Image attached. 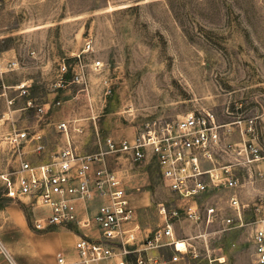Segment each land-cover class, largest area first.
I'll list each match as a JSON object with an SVG mask.
<instances>
[{
  "label": "rangeland",
  "instance_id": "obj_1",
  "mask_svg": "<svg viewBox=\"0 0 264 264\" xmlns=\"http://www.w3.org/2000/svg\"><path fill=\"white\" fill-rule=\"evenodd\" d=\"M87 40L91 48L84 51ZM0 49V170L15 165L5 136L34 121V108L19 110L34 96L52 101L54 116L69 119L71 129L78 123L87 130L82 137L83 131L75 130L81 153H100L109 135L131 140L154 123H171L190 111L212 112L229 128L225 143L264 139V0H0ZM11 59L17 64L9 68ZM72 69L83 76L67 84ZM24 81L29 86L20 95ZM229 153L216 160L235 161V152ZM104 162L137 201L139 236L153 232L163 223L158 205L177 203L156 161L136 164L107 153ZM232 172L236 188L217 190L207 203L219 209V217L233 218V227L223 230L219 217L198 225L172 219L175 237L189 243L196 256L185 253L168 262L173 251L166 249L165 264H257L253 231L255 220L264 221V159ZM5 190L0 180V201ZM232 192L243 205L241 224L228 206ZM17 203L31 231L47 232L34 230L33 211ZM2 246L0 264H17L16 251ZM23 262L30 264L25 256Z\"/></svg>",
  "mask_w": 264,
  "mask_h": 264
},
{
  "label": "built area",
  "instance_id": "obj_2",
  "mask_svg": "<svg viewBox=\"0 0 264 264\" xmlns=\"http://www.w3.org/2000/svg\"><path fill=\"white\" fill-rule=\"evenodd\" d=\"M90 48L87 40L83 50ZM99 64L96 61L94 66ZM15 65V61L7 63L9 68ZM60 68L64 70L65 66ZM81 75H76L75 79ZM19 89L21 94L26 93L24 85ZM26 105L34 108L38 119L44 117L46 110L43 105H35L31 99L26 101ZM69 123L62 121L57 128L68 134ZM247 123L251 126L252 120ZM225 126L218 124L210 111H190L171 123H154L153 127L139 131L131 140L117 142L108 137L105 139L106 149L100 153L78 155L68 144L48 163L39 165H32L25 159L23 148L29 144L32 151L41 152L44 149L42 134L39 131L28 132L26 128L13 129L5 140L15 165L10 170H0V180L6 187V196L26 204L33 211H40L33 218L34 230L78 229L74 243L77 259L69 263L63 253L57 252L55 264H126L125 258L130 251L136 253V264H159L155 257H145L142 253L164 245L172 246L169 262H175L185 253L193 257L196 254L193 249H188L189 243L175 237L171 220L184 218L197 225L212 223L219 217V209L214 204H206L202 213L197 198L208 191L234 190L238 179L233 175V167L264 159V139L261 143L242 142L236 146L224 143L223 134L229 132L222 129ZM72 128L79 130L78 127ZM231 150L236 154L235 161L216 164L221 152ZM107 153L124 155L136 164L145 162L147 158L154 159L164 185L177 198L174 207L158 205L163 223L144 237L139 236L135 209L121 177L103 164ZM204 162L211 163V166L204 167ZM93 201L97 203L96 207L88 213L83 205ZM227 202L241 224L243 205L237 195L234 192L229 194ZM79 205L83 210L82 216L78 214ZM219 218L224 225L223 230L233 227V218ZM263 222L259 220L253 231L257 264H264ZM93 231L98 233L97 238L91 237ZM178 242H182L183 247H178ZM129 246L133 248L129 249Z\"/></svg>",
  "mask_w": 264,
  "mask_h": 264
},
{
  "label": "crops",
  "instance_id": "obj_3",
  "mask_svg": "<svg viewBox=\"0 0 264 264\" xmlns=\"http://www.w3.org/2000/svg\"><path fill=\"white\" fill-rule=\"evenodd\" d=\"M8 61H13V59L8 60ZM7 61V62H8ZM17 64V62H16ZM5 72V71H4ZM72 73H73V77L68 80V78H66L64 81L68 84L74 81V78L76 75L82 73V70L80 69L78 71L75 69H72ZM66 76V75H65ZM83 76V75H82ZM82 76H78L77 81L81 80ZM25 87L26 91L29 85H25L26 82L24 81L22 83ZM63 85V84H61ZM58 86H60L58 84ZM19 88V86H18ZM20 95L21 94V90H20ZM32 101H36L38 100L39 102H36L35 105H43L46 112L44 114V120L39 123V121L41 119H38L35 115V110H33L34 114V121L31 122V124L26 125L25 127L22 128H26L32 131H39L42 134V143L44 145V149L41 152H34L31 149V146L29 144H26L23 148L24 151V157L25 159H27L32 165H39V164H44V163H48L52 157L57 154L60 150H62L64 147H66L68 144H70V146L73 148V150L75 151L76 154L78 155H86L87 153H81L78 152L75 148V130L71 127L69 128L68 134L63 133L62 131H60L57 128L58 123L62 122V121H70L69 119H65L63 117H55L53 114V109H54V103H52V101L48 100L47 98H40V97H32L31 99ZM27 101V100H26ZM26 103V102H25ZM24 103V105L19 108V110H24L26 108H31V107H27V105ZM55 103L59 104L60 101L57 100ZM90 118V117H88ZM87 118V119H88ZM78 121V119H76ZM83 120V119H79ZM84 121V120H83ZM75 122V121H74ZM74 124V123H73ZM72 124V125H73ZM76 124V123H75ZM74 124V126L72 127H76ZM78 128L81 129V131H83L81 134V137L84 136L86 134L87 130H84V128H80L81 125L77 123ZM71 126V125H70ZM224 129H228L229 128H224ZM79 134V135H80ZM227 134H229V132H227ZM226 135V134H225ZM225 135L223 134V142L225 143ZM135 135H133L134 137ZM107 137H112V136H107ZM55 138V139H54ZM86 139V136L84 137V140ZM112 139L114 141H121L123 139H126L125 137L122 138H113ZM230 151H225V152H221V155L224 156L229 155ZM220 155V156H221ZM36 157H38L39 161L36 163H32L31 159L29 160V158L35 159ZM40 157V158H39ZM148 159L143 163L146 164L148 162ZM233 161H230V163H232ZM261 161L252 163V164H242L240 166H243L245 168H249L254 164H257ZM103 164H105V162H103ZM204 167H208L211 166V163L208 162H204L202 163ZM216 164H220L218 162V160H216ZM99 165H101L99 163ZM259 165V164H258ZM97 166V165H95ZM217 191H208L202 195H200L197 198V202L200 206V211L202 213H204V206L208 202V198L210 196L215 195ZM3 196L5 197V200H1L0 204L2 205V207H0V216H2V218L0 219V243L5 246V248L8 251H12L13 249L16 251V257H17V264H24L23 262V258L24 256L26 257V259L30 262V264H46L44 261L43 257H49V264H55L56 260H55V254L57 252H61L64 254L66 260L70 263L73 262L77 259L76 256V252L74 249V243L77 240V233H75L72 230L63 228V227H57L54 229H51L43 234H38L35 233L33 231L30 230V228L27 225V220H26V216L24 213V210L19 206L20 204H18L17 200L6 196L5 192L3 193ZM130 199V203L131 205L134 207L135 209V203L137 202L134 200L133 202V198L129 196ZM96 202H88L86 203V205H83L84 209L87 210V212H91L94 211L95 207H96ZM81 205H79V211L78 214L79 216L83 215V210L80 208ZM29 207V206H28ZM31 209V208H30ZM32 210V209H31ZM33 211V210H32ZM33 211V215L35 217L36 212ZM19 218L21 220H19ZM256 224H259L258 220H255ZM91 237L93 238H97L96 232L93 231L90 233ZM139 245V244H138ZM136 245V246H138ZM134 246V245H133ZM166 249L171 250V252L173 251V248L171 245H164L158 249H152L147 251L146 253H142L143 256H151V257H155L158 261L159 264H165L166 260H164V251H166ZM116 260V259H115ZM170 260V259H169ZM168 260V262H169ZM126 261V258H125ZM181 264H185V261H183V263Z\"/></svg>",
  "mask_w": 264,
  "mask_h": 264
},
{
  "label": "trees",
  "instance_id": "obj_4",
  "mask_svg": "<svg viewBox=\"0 0 264 264\" xmlns=\"http://www.w3.org/2000/svg\"><path fill=\"white\" fill-rule=\"evenodd\" d=\"M1 50V49H0ZM3 205V204H2ZM2 205L0 204V207H2ZM129 249H132V248H129ZM126 260H127V257H126ZM128 260L131 261L132 264H136V253L130 251L128 253Z\"/></svg>",
  "mask_w": 264,
  "mask_h": 264
},
{
  "label": "bare ground",
  "instance_id": "obj_5",
  "mask_svg": "<svg viewBox=\"0 0 264 264\" xmlns=\"http://www.w3.org/2000/svg\"><path fill=\"white\" fill-rule=\"evenodd\" d=\"M183 243L182 242H178V247H183Z\"/></svg>",
  "mask_w": 264,
  "mask_h": 264
}]
</instances>
